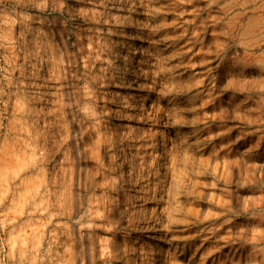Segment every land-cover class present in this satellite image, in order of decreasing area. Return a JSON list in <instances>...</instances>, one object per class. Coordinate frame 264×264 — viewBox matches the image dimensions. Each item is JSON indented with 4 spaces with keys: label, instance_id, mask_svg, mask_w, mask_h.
<instances>
[{
    "label": "rangeland",
    "instance_id": "1",
    "mask_svg": "<svg viewBox=\"0 0 264 264\" xmlns=\"http://www.w3.org/2000/svg\"><path fill=\"white\" fill-rule=\"evenodd\" d=\"M0 264H264V0H0Z\"/></svg>",
    "mask_w": 264,
    "mask_h": 264
}]
</instances>
